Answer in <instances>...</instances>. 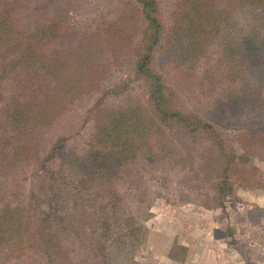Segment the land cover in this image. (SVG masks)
Listing matches in <instances>:
<instances>
[{
	"label": "trees",
	"instance_id": "obj_1",
	"mask_svg": "<svg viewBox=\"0 0 264 264\" xmlns=\"http://www.w3.org/2000/svg\"><path fill=\"white\" fill-rule=\"evenodd\" d=\"M72 1L0 0V99L3 82L11 77L49 85L45 92L5 106L0 144L10 132L36 136L50 128L84 87L96 86L128 52L136 78L147 89V102L128 97L115 108L95 107L86 152L66 153L64 139H58L51 155L59 166L37 189L27 187L25 143L15 151L0 148V264L19 259L28 248L43 253L45 264H137L134 251L142 226L116 181L133 175L140 154L153 166L179 168L207 182L211 194L201 195V201L218 207L233 192L238 165L250 160L229 146L207 116L217 112L230 119L264 105L246 80L254 77L264 89V0H230V7L226 0H175L165 37L159 0H120L113 15L99 14L100 33L64 30L65 4ZM47 42L57 46L41 54L40 45ZM209 48L215 49L217 65L237 61L242 66L225 68L228 79L242 83L216 97L213 92L215 104L210 105L204 88L215 70L201 66ZM169 55L174 61L167 66ZM162 60L165 69L157 65ZM193 80L194 91L205 100V105L198 101L199 109L185 108L180 95ZM170 130L184 139V150L176 149ZM254 132L241 133L244 150L254 144L247 136L258 137ZM206 137L213 152L196 161L194 144ZM136 183L137 196L131 199L140 203L146 187Z\"/></svg>",
	"mask_w": 264,
	"mask_h": 264
},
{
	"label": "rangeland",
	"instance_id": "obj_2",
	"mask_svg": "<svg viewBox=\"0 0 264 264\" xmlns=\"http://www.w3.org/2000/svg\"><path fill=\"white\" fill-rule=\"evenodd\" d=\"M216 1L221 4L224 0ZM226 1L227 7H230V0ZM159 2L162 35L165 37L171 26L170 16L175 0ZM120 7V0H73L72 4H65L64 30L71 32L89 28L90 32L94 30L100 33L102 21L98 18L99 14L113 15ZM56 46V43H43L40 52L46 55ZM214 50L209 48L206 59L201 62L204 70H215V73L209 74L213 78L204 88L210 98L205 102L199 91H194L196 85L193 80L180 93L187 109H195L198 101L202 100L209 105L215 104L218 93L222 94L230 88L237 89L242 83L240 79H228L225 74L228 66L241 68V64L235 61L217 65ZM171 55L165 64L167 66H170L171 60L174 61L170 60ZM132 60L128 52L105 76H101H104L102 79L97 80L96 86L91 89L84 87V94L50 128L37 132L36 136L10 132L3 139L0 148L7 151H15L25 143L23 165L27 166L28 188L31 185L35 189L45 186L48 176L59 166V159L51 155V148L58 139H64L66 153L86 152L96 108H115L128 97L147 102V89L136 78ZM162 62L158 61L157 65L165 69ZM34 80L26 76L6 79L0 99V113L12 101H23L35 92L49 89L48 84ZM246 80L255 92L254 98L259 97L264 102V89L256 79L247 75ZM213 92L216 93L215 97L211 95ZM205 103L202 102V105ZM207 118L221 129L229 146L238 154L248 155L250 160L247 164L238 165V171L232 176L233 192L224 195L223 206L218 207L215 203L204 206L201 201V195L211 194L207 182H199L193 178L194 175L187 176V172H181L179 168L162 164L153 166V161L140 154L133 175L116 181L129 211L138 216L142 226L141 242L136 244L134 251L137 264H264V105L246 115L230 119L217 112ZM247 128L253 129L258 137L253 139L247 136L254 144L244 150L240 135ZM170 131L176 140V149L184 150L185 145L181 144L184 139L177 136L175 130ZM194 147L196 161L213 152V144L207 137L200 138ZM136 182L140 187H146V194L139 197L140 203L131 199L137 196ZM45 263L43 253L28 248L10 264Z\"/></svg>",
	"mask_w": 264,
	"mask_h": 264
}]
</instances>
